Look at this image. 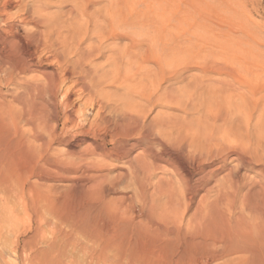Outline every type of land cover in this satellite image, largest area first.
I'll use <instances>...</instances> for the list:
<instances>
[{
  "label": "bare ground",
  "instance_id": "bare-ground-1",
  "mask_svg": "<svg viewBox=\"0 0 264 264\" xmlns=\"http://www.w3.org/2000/svg\"><path fill=\"white\" fill-rule=\"evenodd\" d=\"M141 1L0 0V264H264V58Z\"/></svg>",
  "mask_w": 264,
  "mask_h": 264
},
{
  "label": "rangeland",
  "instance_id": "rangeland-1",
  "mask_svg": "<svg viewBox=\"0 0 264 264\" xmlns=\"http://www.w3.org/2000/svg\"><path fill=\"white\" fill-rule=\"evenodd\" d=\"M141 5L142 7L140 9L142 12V18H141V20H143L142 23H145L146 25L152 22L154 24L164 23L167 26L166 29L167 37H174L175 31L172 30L173 25H175L180 19L181 20L184 19L185 17H183V15L185 16V13L190 14L191 17L195 18L197 15L196 12L200 11L202 14L207 16L208 19L207 24L210 25L209 28L210 31L208 30L209 36L212 34L211 32L214 33L216 32L218 27L215 23L219 22L224 27V28L222 27L224 31L233 29L232 31H229L230 33L232 32L229 35L231 40L230 43L234 40L233 41L234 43L232 42V45L235 48L243 50L244 53L246 52L247 55L250 52L253 56H257V57L259 56L262 59L264 58V0H142ZM149 7L151 8V11ZM144 9H148V11L150 12L145 10L147 12L146 13ZM149 13H152V15ZM143 16L146 19V21L143 18ZM153 17L154 20L156 18L155 22L154 20L152 21ZM146 25L145 27H147ZM196 27H197L196 24H194L192 26L193 29L191 30H196L195 29ZM237 43H239L240 45ZM250 53L249 56H252ZM108 91L113 92L115 90H113V88H110L108 89ZM28 166L30 167L29 168L27 167V169L37 170L36 166L33 165H28ZM110 170L105 169L106 172L109 171L107 173H110L111 172ZM37 176L38 177H32L31 180L32 181L35 180V183H38L44 187L50 186L52 189L56 187L55 189L57 191L54 189L56 192L60 191V194H62L63 192L62 195L64 196V198H67V200L71 199V195L73 194L75 189L70 185H69L70 187L67 186L68 185L67 181L56 178V173L53 171V169H39ZM8 202H9L7 204V207H9L8 210H13L14 212L12 211V213H14L15 215L19 214L20 216L18 215L19 216L18 220L21 219V221L19 220V222L17 221L15 223L16 226L17 225L18 226L16 227L14 225L12 227L14 228V230H11L10 233L3 234V237L1 238V243H3L4 246H6L7 248H14V241L17 240L19 241L18 242L19 245L17 247L20 253L23 254V252H21L23 247H24L23 249L26 250L25 253H27L29 251V247H28L29 244L27 243L25 244L23 242L27 241L34 234V229L36 225L35 219L32 217V215H28V213L24 214L23 211H21V208H19V205L16 202L13 203V200H12L13 204L10 202V200ZM44 219H45V223H43L44 225H42V229L44 227L45 228L42 230V233L46 239H50L49 237L54 235L58 228L56 227L57 225L55 223L53 224V221H51V218L47 216V214L45 215ZM61 229L63 230V227ZM37 245H36L37 249L44 248L43 244L40 245L37 244ZM24 258L25 257L23 255H21V257H19L18 255L17 262L19 264H23L25 260Z\"/></svg>",
  "mask_w": 264,
  "mask_h": 264
}]
</instances>
